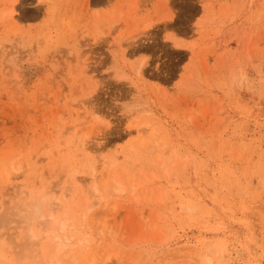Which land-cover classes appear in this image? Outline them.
<instances>
[{
	"label": "rangeland",
	"instance_id": "374dc122",
	"mask_svg": "<svg viewBox=\"0 0 264 264\" xmlns=\"http://www.w3.org/2000/svg\"><path fill=\"white\" fill-rule=\"evenodd\" d=\"M213 245L264 264V0H0V264Z\"/></svg>",
	"mask_w": 264,
	"mask_h": 264
},
{
	"label": "bare ground",
	"instance_id": "6f19581e",
	"mask_svg": "<svg viewBox=\"0 0 264 264\" xmlns=\"http://www.w3.org/2000/svg\"><path fill=\"white\" fill-rule=\"evenodd\" d=\"M94 203H96L97 204V202H94ZM51 209H53V207L51 208ZM56 209V208H55ZM60 209V208H59ZM53 212H54V210H52ZM50 212V211H49ZM49 216L50 217H52V213H49ZM52 219H53V217H52ZM65 220L67 219L66 217L64 218ZM64 219H62V217H61V219H60V222H61V227H60V229H59V231H65V227H66V223H67V221L65 222V220ZM68 220V219H67ZM55 223H56V221H55ZM59 227V226H58ZM53 229H51V227H50V230H49V228H47V230L46 231H51L52 233H53V231L55 230V228L54 227H52ZM57 229V228H56ZM48 231V232H49ZM55 231H58V230H55ZM47 232V233H48ZM51 232H50V234H51ZM46 233V234H47ZM49 234V233H48ZM49 234V235H50ZM55 234V233H54ZM58 234V233H57ZM60 234V233H59ZM65 236V235H64ZM64 236H60V235H57V236H55V238H54V241H53V244H52V246H51V250H50V252H49V259H51V260H54V259H58V256H59V254H61L64 250H65V248L66 247H70V243L68 242L69 240L66 238V237H64ZM71 237V236H70ZM69 237V238H70ZM72 237H73V235H72ZM72 237L70 238V239H72ZM71 241V240H70ZM69 244H68V243ZM64 253V252H63ZM95 258V257H94ZM94 260V259H93ZM91 262V263H90ZM89 263L90 264H92V263H94V261H90Z\"/></svg>",
	"mask_w": 264,
	"mask_h": 264
},
{
	"label": "clouds",
	"instance_id": "9594fccd",
	"mask_svg": "<svg viewBox=\"0 0 264 264\" xmlns=\"http://www.w3.org/2000/svg\"><path fill=\"white\" fill-rule=\"evenodd\" d=\"M216 247L215 245L211 246L208 250V253L205 254L203 257H202V264H213V259H212V249Z\"/></svg>",
	"mask_w": 264,
	"mask_h": 264
}]
</instances>
